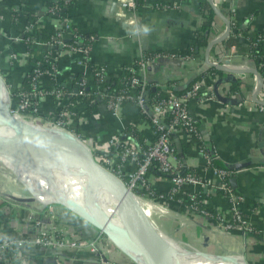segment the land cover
<instances>
[{"label":"crops","instance_id":"crops-1","mask_svg":"<svg viewBox=\"0 0 264 264\" xmlns=\"http://www.w3.org/2000/svg\"><path fill=\"white\" fill-rule=\"evenodd\" d=\"M49 1L52 0H2L0 2V69L3 76L11 78V81L16 84L20 83L24 76V60L22 61L21 56L19 60H11L8 54L12 51L23 52L26 49L25 44L18 39V34L26 20L27 12L34 15V19L44 27L53 26L55 21L53 15L45 13ZM140 1L141 5L136 10V24H140L144 31L129 32L131 23L125 22L126 26H122L124 21H120L114 13L116 11V7H113L114 0H73L65 13L78 31L92 36L89 51L91 62L106 64L111 75H117L122 65L130 64L144 49L181 48L196 40L193 30L202 20L198 0ZM156 1H166L169 6L156 8L154 7ZM214 2L220 10L222 2H225L227 9L233 7V18L236 24L247 26L249 34H254L257 30L264 31V0H214ZM17 9L18 16L15 21H12L13 11ZM224 28L223 20L216 15L208 41L221 34ZM144 35L147 37L146 48L143 47L141 40ZM218 43L210 47L209 56L216 55L218 49L226 47L223 43L220 45ZM248 44V39L243 32H238L234 47L229 48L232 65L256 67L254 60L247 54ZM206 45L196 52L194 58L187 60H180L170 54L165 57L156 56L145 68L146 77L152 84L174 83L175 90L180 91L197 78L208 65L204 60ZM31 47L37 54L44 50L38 43H34ZM79 60L80 53L71 52L68 56L61 57L58 67L74 73L83 71L85 66ZM218 78V81L210 80L209 82L212 83L217 95L203 100H191L190 109L198 119V127L205 142L216 152L217 160L225 165H231L230 167L234 169L231 176L234 177L233 185L230 182L232 188L244 194L245 197L264 202V111L260 110L258 103L256 104L252 99L256 76L252 72L222 70L221 74L218 73ZM231 80L239 81L238 96L235 95V91H230ZM227 83H229V92ZM152 88L156 89L155 86ZM257 97L264 99V84L258 91ZM226 101L230 106L228 109L224 106ZM53 104H55L53 97H46L41 102L40 108L46 109ZM96 111L99 113L98 116L86 111L85 121L78 123L81 134L88 139L97 133L107 136L130 123L136 125L140 140L149 139L151 136L148 121L139 117L137 107L132 103L123 104L117 116L101 103ZM187 159L195 168L198 167L199 172L212 176L209 169L202 167L204 164L201 157L188 156ZM236 163L243 165L236 167ZM2 164H0V194L9 196L8 201L12 205L9 206L2 201L4 210H0V220H4L0 223V228L11 232L10 228L16 227L18 232H23L25 227L22 223V208L26 209L29 206L32 208L34 197H18L9 191L7 185L15 186L18 191L23 190L20 188L23 186L13 172ZM13 179L18 182V186L14 184ZM155 183L160 188L165 187L163 180H157ZM210 202L221 206L227 205V201L218 191L211 195ZM172 204V211L164 214L165 217L156 211L152 221L156 224V218L159 220L163 217L165 224L162 225L163 229L159 227L162 230L159 231L169 240L216 252L241 253L249 264H264V241L255 233L239 228H234L229 233L219 232L214 224L205 220L202 215L189 213L185 204L175 201ZM48 207L44 204H34V209L40 213L46 209L56 213L65 212L55 205ZM251 216L255 227L263 231L264 204L256 207ZM60 222L72 226L84 238L92 237L98 231L83 220L77 221L78 228L73 224L64 223L61 220ZM157 226H159L158 223ZM203 232L205 238L202 237ZM33 254L35 255L28 264H133L130 261L127 262L129 257L126 254L113 251L107 254L106 261L101 260L99 255L88 252L74 254L61 251L53 255L50 250L34 249ZM9 264H18V262L12 261Z\"/></svg>","mask_w":264,"mask_h":264},{"label":"built area","instance_id":"built-area-1","mask_svg":"<svg viewBox=\"0 0 264 264\" xmlns=\"http://www.w3.org/2000/svg\"><path fill=\"white\" fill-rule=\"evenodd\" d=\"M69 1L73 0H63L65 4ZM114 2L116 7L114 13L120 21L136 23L137 0H114ZM154 6L166 8L169 3L157 1L154 2ZM58 8L57 3L45 8L53 15L55 20L53 26L57 31L47 41L39 40L36 35L34 43L41 44L44 48L40 54L27 49L8 54L11 60H19L21 56L25 65L24 75L29 72L30 67L33 72L31 90L22 88L19 86L20 83L15 84L19 86V91L15 95V97L18 95L19 100L17 107L10 110L32 121L59 126L77 134L90 146L94 158L121 178L136 198L154 209V212L167 214L173 209L170 208L171 201H175L185 204L189 213L202 215L205 220L212 222L219 232L229 233L232 229L239 228L255 233L264 241V230L259 231L251 219V214L256 208L246 209L243 205L244 194L236 191L229 184L232 176L231 165L220 166L214 163L218 159L217 154L205 142L198 127V119L189 106L191 100H203L217 95L208 79L218 81L219 72H211L209 78L205 74H200L189 85L176 91V87H173L174 83L152 84L146 77V66L156 56L165 57L170 54L180 60H187L194 58L196 54L155 52L146 56L141 53L136 58V66L131 62L119 68L118 74L128 70L131 72L130 77L118 78L120 88L116 92L111 91L102 85V82L111 76L109 68L104 63L93 64L92 68L88 65L87 62L91 61L90 44L81 43L83 40L81 34L73 36L71 20L65 14H58L56 12ZM228 10L227 17L231 19L234 8L229 7ZM35 27L44 26L34 18L31 22L25 20L18 39L21 40L25 32L35 33ZM88 38L92 36L89 35ZM260 40L264 42V36ZM233 47L234 44L218 49L216 55L209 56V60L230 67H246L230 63L229 48ZM71 52L80 53L79 61L84 64L85 69L81 71L82 75L75 81V85L66 88L65 81H70V78H67L62 86L60 85L62 70L58 65L61 57ZM93 79L95 83H92ZM227 85L229 92V83ZM153 86L158 88L155 94L150 90ZM164 88L165 90H162ZM225 88L227 89V86ZM234 93L239 95L238 91ZM89 94L93 95V100H100V103L116 116L123 104H134L139 117L147 120L150 125V138L140 140L134 131V128L137 130L134 123H130L131 128H126V124L107 136L97 133L89 139L84 137L78 123L85 121L86 111L80 106L84 97ZM72 96L74 98L71 99ZM46 97H53L55 104L46 109L40 108L41 102ZM224 106L230 108L227 101ZM258 106L264 111V104L258 103ZM92 114L99 115L96 110H93ZM179 151L180 154L177 153ZM188 156L201 157L204 164L202 167L209 169L212 176L199 172L198 167L195 168L188 162ZM157 180H163L165 187H158L155 183ZM217 191L225 198L227 205L221 206L210 202L208 195ZM184 196H188L191 201L184 202ZM8 199L9 196L0 194V202H6L11 206ZM22 209V223L25 227L23 232H18L16 227L10 228L11 232L0 228V264H9L12 261L28 264L35 255L34 249L50 250L53 255L61 251L74 254L94 253L104 261L107 260L106 256L109 252H122L99 230L94 236L84 238L72 226L62 224L57 213L50 209L41 213L34 208ZM202 237L205 238L204 232ZM129 261L137 264L130 257L127 262Z\"/></svg>","mask_w":264,"mask_h":264},{"label":"water","instance_id":"water-1","mask_svg":"<svg viewBox=\"0 0 264 264\" xmlns=\"http://www.w3.org/2000/svg\"><path fill=\"white\" fill-rule=\"evenodd\" d=\"M215 14L223 20L225 28L221 34L208 41L204 60L208 65L227 72H252L256 76V85L252 92L255 102L264 104V99L257 97V93L264 84V72L256 67H230L222 63H214L209 60L210 47L224 40L230 32V19L220 10L213 0H207ZM115 2H113V7ZM122 26H126L123 22ZM129 32L136 30L144 31L140 24H129ZM142 45L146 48L147 37L142 36ZM6 86L0 73V86ZM9 96V93H8ZM0 122L10 129L9 134H0V158L15 163H27L36 170L44 169L45 166L58 167L70 158H78L81 167L97 190L105 194L110 202L127 218L133 220L151 237L159 243L157 249L149 247L130 230L115 228L110 219L102 214H86L75 207L72 203L61 201L65 207L81 216L96 229L104 233L123 253L133 259L137 264H176L173 257L172 242L166 238L154 225L150 216L144 211L139 200L125 185L121 178L100 164L92 153L90 146L77 134L59 126L45 125L27 119L13 113L9 104L0 108ZM243 164L236 163L235 166ZM233 185L234 177L230 178ZM24 184V183H22ZM29 192L35 196L33 190L24 184ZM175 242V241H173ZM180 245V244H179ZM188 251L199 252L210 257H234L237 256L243 264H249L241 253H220L201 248H189L182 246Z\"/></svg>","mask_w":264,"mask_h":264},{"label":"bare ground","instance_id":"bare-ground-1","mask_svg":"<svg viewBox=\"0 0 264 264\" xmlns=\"http://www.w3.org/2000/svg\"><path fill=\"white\" fill-rule=\"evenodd\" d=\"M7 104H10L8 89L2 84L0 86V108ZM10 131L0 122V134H9ZM6 165L21 183L33 190L39 201L48 203L63 200L72 203L86 214H102L110 219L115 228L121 231L130 230L153 249L159 247L158 241L133 220L127 218L114 207L105 194L95 188L86 177L78 158H70L58 167L45 166L40 170L34 169L25 162L9 163L6 161ZM139 202L145 212L150 214L154 212V209H151L146 203ZM171 242L176 264H243L237 256L210 257L199 252L188 251L178 242Z\"/></svg>","mask_w":264,"mask_h":264},{"label":"trees","instance_id":"trees-1","mask_svg":"<svg viewBox=\"0 0 264 264\" xmlns=\"http://www.w3.org/2000/svg\"><path fill=\"white\" fill-rule=\"evenodd\" d=\"M198 1H199L198 6H199V8L201 10V14H202V20H201L200 24L198 26H196L193 30L194 34L196 35V40L192 44H188V45L181 47V48H172V49L154 50V49L147 48V49L143 50L142 54L147 56V55H152L155 52H160V53H174L177 55H192V54L194 55V54H196V52H198V50H201L207 44L208 39L210 38V32H211L212 26H213V19H214V17H216V14H215L213 8L211 7V5L209 4V2L207 0H198ZM159 2H161V1H159ZM162 2L168 3L166 1H162ZM55 3H57V5L59 6V8L56 10V12L58 14H65L68 11V8L70 7V5L73 3V1H69L68 3L65 4L63 2V0H52V1H49L47 3V6H51L52 4H55ZM140 5H141V1L138 0L137 1V7H139ZM221 11L224 14H226V16H228L229 10L226 8L225 2L221 3ZM45 13H48V12L45 11ZM17 14H18V9L13 11L12 21H15ZM33 18H34V15H32L30 12L26 13L27 22H31L33 20ZM230 23H231V30H230L229 34L227 35V37L223 41L218 43V45L223 43V45H225V46H230V45L236 43V37H237L238 32H243V34L247 37L248 43H249L247 54L249 55V57H251L254 60L256 68L260 72H264V42H263V40H260L261 37L264 36V31L263 30H257L254 34H249L248 30H247V26H239V24H236V21L234 20L233 17L230 19ZM34 30H35V33L25 32L21 36L22 43L25 44L26 49L29 50L30 52H33V48L31 46L34 44V38L36 37V35H38L39 40L47 41L52 37V35L55 34V32L57 31V28H55L54 26H49V27L45 26V27H35ZM72 33H73L74 37L77 34L82 35V37H83V40L81 42L82 44H90V39L88 38L89 33H86V32L81 33L80 31L77 30V28L75 26H72ZM68 41H71V39H68ZM66 56H68V54L63 55L62 57H66ZM87 63L91 68L93 67V63L91 61H89ZM132 64L134 66L137 65L136 64V58L132 61ZM30 69H31V67L28 70L29 72L23 76V78L20 82V85H19L22 88L27 89V90H31V88H32L31 87V80H32L31 76H32L33 72ZM215 71H218L220 74L222 73V70H219L214 66H206L203 69V72L201 74H205L206 77L209 78V74L211 72H215ZM0 73H2L1 69H0ZM61 74H62L61 78L59 79L61 86L63 85V82L67 78H70V81L69 80L65 81L64 87H66V88L67 87L68 88L73 87L75 85V81L77 79H79V77L82 75L81 71H78L75 74H73L69 70H66V69L62 70ZM130 74H131V72L126 70L125 73H123V74L111 75L110 77H108L106 80H104L102 82V85L105 88H107V89L109 88L111 91L116 92L120 88L118 78H129ZM5 81H6L7 85H10L9 79L7 77H6ZM208 81L211 82L209 79H208ZM92 83H95V79L92 80ZM67 85H69V86H67ZM19 86L17 85L13 90H11L9 92L11 99H13L15 97L16 93L19 91ZM238 89H239V81L231 80L230 91L236 92V91H238ZM150 90L153 94L158 92V88L153 89L152 87H150ZM72 98H74V97L72 96L71 99ZM93 98L94 97L92 94L85 96L83 99V104L80 107L85 108V110L88 112H92L93 110H97L98 105L100 104L101 101L96 100V99L93 100ZM21 111H24V109H21ZM131 127H132L131 124L126 126V128H131ZM134 131L136 132L137 135L139 134L135 128H134ZM177 153L180 154V151ZM214 163L216 165H220V166L225 165L223 162H221L219 160H215ZM230 169H232V171L234 172L233 168L230 167ZM228 182H229V180H228ZM229 184H230V182H229ZM208 196L211 197L210 194ZM183 201L186 203H189L191 200L189 199L188 196H184ZM172 202L173 201H171V203H170V208L173 207ZM2 204L3 203L0 202V210L1 211L4 210V208H2L3 207ZM261 204H264V202H259L252 197H245L243 205L246 209L247 208L249 209V208H256ZM67 213L68 212H66V213L61 212V211H59V213L57 212L58 219L63 221L64 223L73 224L75 227L78 228L79 226L77 225L78 222L76 220L78 218H74L73 216H71L73 214L70 215ZM1 221H2V219L0 220V223H1ZM154 225L156 226V228L160 227L161 229H163L162 228L163 224H158L159 226H157V224L154 223ZM160 228L158 230H160ZM160 231H162V230H160Z\"/></svg>","mask_w":264,"mask_h":264},{"label":"rangeland","instance_id":"rangeland-1","mask_svg":"<svg viewBox=\"0 0 264 264\" xmlns=\"http://www.w3.org/2000/svg\"><path fill=\"white\" fill-rule=\"evenodd\" d=\"M2 79H3V81H4V84L6 85V87H7V89H8V93L11 91V90H13L15 87H16V83H14V81L12 82L11 81V78H8L9 79V84L10 85H7V83H6V77L5 76H3V74H2ZM9 100H10V108H16L17 107V105H18V100H19V97H18V95L16 96V97H14L13 99H11L10 97H9ZM6 161H8L9 163H11V161H9V160H6V159H3V158H0V164H4V165H6ZM2 162V163H1ZM2 164V165H3ZM7 166V165H6ZM9 172V171H8ZM14 174V173H13ZM11 179H12V177H11ZM13 181H14V184H16L17 186H18V182L16 181V180H14L13 179ZM22 186L23 187H21L20 186V188L21 189H23V190H20V191H18L17 189H15V186H11V184H10V186L9 185H7V187H8V189H9V191H12L13 193H15L14 195H16V196H18V197H29V196H33L34 197V199H33V201H32V205H31V207L32 208H34V204H37V203H39V205L40 204H44V206H49V207H51V206H53V205H55V206H57V207H60V208H62V210L63 211H65V213L66 212H68L67 214H73V215H71V216H73L74 218H78V219H76L77 221H79V222H81L82 220L83 221H85V222H87L86 220H84L81 216H79V215H77V214H75L74 212H72L71 210H69L67 207H65L62 203H60L59 201H54V202H48V203H43V202H41V201H39L37 198H36V196H34V195H32L30 192H29V190H27V188L24 186V184H22ZM34 203V204H33ZM24 204V203H23ZM48 207V208H49ZM27 208H30V206L29 207H27ZM149 215H150V218H151V220L153 221V216L155 215V212H153V213H148ZM165 215L163 214V217H164ZM162 217V218H163ZM162 218L161 219H159V220H157L158 218H156V220H155V218H154V220L156 221V224L158 223V224H165L164 222V220H162ZM82 219V220H81ZM166 219V218H165ZM88 224H90V223H88ZM91 226H93L92 224H90ZM159 229V228H158ZM179 243V242H178ZM181 244V243H180ZM182 245H184V244H182ZM185 246H187V247H189V248H197L196 246H193V245H185ZM209 251H213V250H209ZM213 252H216V251H213ZM220 253H223V252H220ZM224 253H231V252H224ZM234 253V252H233Z\"/></svg>","mask_w":264,"mask_h":264}]
</instances>
